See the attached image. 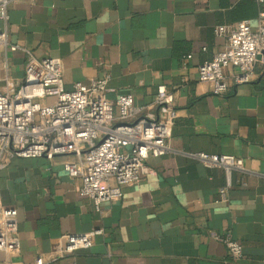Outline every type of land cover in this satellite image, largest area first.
I'll use <instances>...</instances> for the list:
<instances>
[{
  "label": "crops",
  "instance_id": "obj_1",
  "mask_svg": "<svg viewBox=\"0 0 264 264\" xmlns=\"http://www.w3.org/2000/svg\"><path fill=\"white\" fill-rule=\"evenodd\" d=\"M264 11L257 0H16L0 21V92L21 81L27 53L61 61L65 89L108 75L106 97L131 94L153 105L163 84L177 117L168 150L149 155L155 174L122 187V196L95 209L81 181L63 168L72 154L21 158L0 170V199L17 212L19 246L0 251V264H264V65L248 83L214 94L198 65L223 46L218 25ZM189 56V57H188ZM205 152L242 159L226 201L220 168L192 156ZM245 184L242 185L241 183ZM98 230L92 245L59 251L60 235ZM242 246L233 261L213 234Z\"/></svg>",
  "mask_w": 264,
  "mask_h": 264
},
{
  "label": "built area",
  "instance_id": "obj_2",
  "mask_svg": "<svg viewBox=\"0 0 264 264\" xmlns=\"http://www.w3.org/2000/svg\"><path fill=\"white\" fill-rule=\"evenodd\" d=\"M14 1L0 0L1 22L7 20V7ZM215 34L223 37V46L198 65V79L210 83L212 93L223 94L228 88L226 68L233 70L229 80L242 84L253 79L256 62L264 65V11L255 26L244 19L216 26ZM3 38L0 27V40ZM107 81L108 75H104L65 89L59 58L36 59L27 53L17 89L0 92V170L15 157L51 159L72 154L75 160L65 162L63 168L70 177L80 179L79 193L95 209L120 198L122 187L136 182L140 175L155 174L145 160L168 150L177 117L173 93L160 84L153 105H136L131 94L108 99ZM192 156L206 167L222 169L225 182L217 200L226 201L233 186L232 173L242 169V159L205 152ZM98 233H64L59 237V251L65 254L89 248ZM212 238L225 245L233 261L242 258V246L230 233L213 234ZM18 246L16 209L3 206L0 199V251ZM42 263L37 257L35 264Z\"/></svg>",
  "mask_w": 264,
  "mask_h": 264
}]
</instances>
